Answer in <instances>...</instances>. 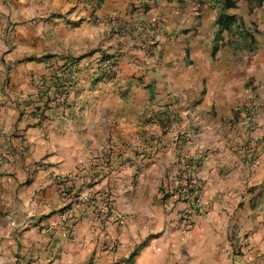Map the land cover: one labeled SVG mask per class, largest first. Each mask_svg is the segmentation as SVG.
<instances>
[{"label":"crops","instance_id":"0c3cea01","mask_svg":"<svg viewBox=\"0 0 264 264\" xmlns=\"http://www.w3.org/2000/svg\"><path fill=\"white\" fill-rule=\"evenodd\" d=\"M229 2L0 0V264H264V0ZM105 14L147 30L121 35ZM105 55L112 78L93 67ZM180 170L206 187L190 231L161 194ZM58 173L95 194L72 236L44 231L65 206ZM102 190L124 224L96 218Z\"/></svg>","mask_w":264,"mask_h":264},{"label":"built area","instance_id":"2783aa9c","mask_svg":"<svg viewBox=\"0 0 264 264\" xmlns=\"http://www.w3.org/2000/svg\"><path fill=\"white\" fill-rule=\"evenodd\" d=\"M103 0H97V5H100ZM218 3H223L224 0H214ZM145 3H154L155 0H144ZM98 22H108L112 24V29L121 35L129 32H145L147 26L144 22L137 21L131 24L122 22L116 15L105 14L96 18ZM96 71L105 78H112L115 74V59L109 55L103 56L93 66ZM79 70L77 64L73 62L67 63L64 67H60L55 72V77L60 79V89L62 95H64L78 80ZM52 79L40 77L36 80V84L39 87L46 86L47 82ZM242 124L248 128H252L254 125V118L256 113V107L253 103H248L242 110ZM194 165H198L197 157ZM108 160L107 153L103 152L98 155H94L87 163V167L83 170H87L88 174H93L96 167L100 163H104ZM75 175L72 173H58L54 176V180L57 181L65 206L62 212L59 214V220L55 223L44 226L46 233H53L57 230H63L68 235L72 236L73 227L78 220L77 211L80 203L95 201L94 195L91 193L80 194L70 190V184L74 181ZM95 198L97 202L96 218H101L103 221H111L117 224H124L127 216L113 207L112 193L110 190H102L97 193ZM161 194L165 199H171L173 201L172 210L175 209L178 221L181 229L184 231H190L195 225V219L198 215H202L207 211V203L204 201L206 195V187L202 179L195 173L185 172L180 170L171 176L162 184ZM101 216V217H100ZM17 224L15 219H11V225Z\"/></svg>","mask_w":264,"mask_h":264},{"label":"trees","instance_id":"16d2710c","mask_svg":"<svg viewBox=\"0 0 264 264\" xmlns=\"http://www.w3.org/2000/svg\"><path fill=\"white\" fill-rule=\"evenodd\" d=\"M223 3L226 4V5H231V3L229 2V0H224Z\"/></svg>","mask_w":264,"mask_h":264}]
</instances>
